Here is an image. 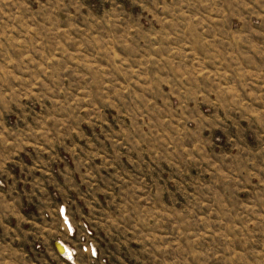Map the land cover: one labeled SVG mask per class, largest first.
Instances as JSON below:
<instances>
[{"label": "rangeland", "instance_id": "rangeland-1", "mask_svg": "<svg viewBox=\"0 0 264 264\" xmlns=\"http://www.w3.org/2000/svg\"><path fill=\"white\" fill-rule=\"evenodd\" d=\"M0 264H264V0H0Z\"/></svg>", "mask_w": 264, "mask_h": 264}, {"label": "bare ground", "instance_id": "bare-ground-1", "mask_svg": "<svg viewBox=\"0 0 264 264\" xmlns=\"http://www.w3.org/2000/svg\"><path fill=\"white\" fill-rule=\"evenodd\" d=\"M58 253L59 254H61V255H67V253H66V248L64 247V245L63 244H61L60 242H58Z\"/></svg>", "mask_w": 264, "mask_h": 264}, {"label": "water", "instance_id": "water-1", "mask_svg": "<svg viewBox=\"0 0 264 264\" xmlns=\"http://www.w3.org/2000/svg\"><path fill=\"white\" fill-rule=\"evenodd\" d=\"M54 247H55L56 251L59 250V249H58V242H55Z\"/></svg>", "mask_w": 264, "mask_h": 264}, {"label": "crops", "instance_id": "crops-1", "mask_svg": "<svg viewBox=\"0 0 264 264\" xmlns=\"http://www.w3.org/2000/svg\"><path fill=\"white\" fill-rule=\"evenodd\" d=\"M61 243V242H60ZM61 244H63V243H61ZM64 245V244H63ZM64 247L66 248V246L64 245ZM66 253H67V255H68V249L66 248ZM59 256H61V257H63L64 258V256L63 255H60L59 254Z\"/></svg>", "mask_w": 264, "mask_h": 264}, {"label": "built area", "instance_id": "built-area-1", "mask_svg": "<svg viewBox=\"0 0 264 264\" xmlns=\"http://www.w3.org/2000/svg\"><path fill=\"white\" fill-rule=\"evenodd\" d=\"M58 253V252H57ZM59 254V253H58ZM61 255V254H60Z\"/></svg>", "mask_w": 264, "mask_h": 264}]
</instances>
